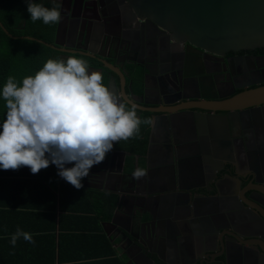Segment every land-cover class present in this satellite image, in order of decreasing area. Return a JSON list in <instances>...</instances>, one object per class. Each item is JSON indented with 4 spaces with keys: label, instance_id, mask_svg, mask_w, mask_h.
I'll use <instances>...</instances> for the list:
<instances>
[{
    "label": "flooded vegetation",
    "instance_id": "obj_1",
    "mask_svg": "<svg viewBox=\"0 0 264 264\" xmlns=\"http://www.w3.org/2000/svg\"><path fill=\"white\" fill-rule=\"evenodd\" d=\"M55 1L63 5L62 11L67 14L60 41L70 44L76 30L75 49L89 51L90 56H84L92 59L90 72H101L106 86L121 95L123 91L125 100L138 105V116L148 115L151 121L152 117L165 115L161 112H171V122H158L151 135L148 123L143 157L152 167L149 178L138 179L139 187L118 188V178L113 176L102 182L103 171L92 168L86 179L97 178L96 185L101 189L86 188L128 194L122 198L115 217L119 225H126V221L137 223L138 212H144V221L148 219L147 211L154 215L157 236L144 235L142 242L145 251L156 252L169 262L225 264L226 256L228 264H264V254L255 252L260 246L256 236L264 237V227L253 207L236 203L250 194L256 203H264L258 191L261 188L248 184L249 178L234 190L226 178L232 163L243 176L258 173L264 178V105L236 118L216 108L202 112L194 108L200 104L217 106L232 96L263 87L264 47L215 55L166 30L154 32L129 0H74L69 11L68 0ZM200 98L211 101L202 102ZM150 137L153 147L148 149ZM117 144L114 150L128 155L116 149ZM114 156L118 161L121 158V154ZM112 170H119L117 164ZM171 178L176 186L164 184ZM146 179L164 183L153 188ZM191 187V191L181 189ZM255 201L250 202L251 206L256 205ZM108 231L117 237L115 228ZM235 233L245 244L231 238ZM260 243L264 250V243ZM117 246L122 255L137 259V248L127 239H119ZM198 255H202V263L195 262Z\"/></svg>",
    "mask_w": 264,
    "mask_h": 264
},
{
    "label": "clouds",
    "instance_id": "obj_2",
    "mask_svg": "<svg viewBox=\"0 0 264 264\" xmlns=\"http://www.w3.org/2000/svg\"><path fill=\"white\" fill-rule=\"evenodd\" d=\"M31 21L45 25L62 20L61 5L51 8L25 0ZM6 119L0 124V169L28 167L33 175L55 165L58 175L77 190L90 170L101 164L115 144L138 136L142 121L138 105L127 101L89 70L88 60L76 54L47 59L34 75L17 82L8 76L0 91ZM74 164L73 167H66ZM146 175L134 172L135 178ZM32 235L17 229L11 244Z\"/></svg>",
    "mask_w": 264,
    "mask_h": 264
},
{
    "label": "water",
    "instance_id": "obj_3",
    "mask_svg": "<svg viewBox=\"0 0 264 264\" xmlns=\"http://www.w3.org/2000/svg\"><path fill=\"white\" fill-rule=\"evenodd\" d=\"M130 6H132L138 13L142 14V18H145V22L148 26H150L154 32H160L161 30H166L172 34L173 37L179 38L188 42L189 44L204 49L210 53L215 55H222L227 51H236L239 49H253L257 47H264V0H129ZM74 5V0L67 1V9L68 11ZM63 5L61 4V15L62 20L57 24L55 39L53 44H49L43 42L42 40L26 37L31 40H35L39 43H42L50 48L57 49L61 52H65L67 54H83L86 56H90L88 52H77L75 49L74 41L76 37V30L73 32L71 36L70 44H63L60 39H62L64 35V27L65 20L67 18V14L62 11ZM0 27L6 33L7 36L11 38V35L2 27ZM158 28V29H157ZM109 66V65H108ZM116 73L121 76L120 72L115 69ZM111 82L114 83L113 77L110 78ZM123 90V89H122ZM122 96L126 99L125 94L122 91ZM202 102L211 101L210 98H200ZM264 105V86L251 89L231 98L225 100L217 106H205L204 104L196 105L194 108L199 110L200 112L204 110H212V108H216L219 112H224L225 116L230 118H236L238 115H242L247 113L250 110H254L256 108H260ZM152 113L155 111L149 110ZM165 115H159L157 117L151 118L150 125V135L152 133V129L154 125H159L161 122L167 121L171 122V112ZM167 114V115H166ZM203 115V114H202ZM203 126V121L201 122ZM233 130L234 128H230ZM233 132V131H232ZM229 135V131H228ZM226 135V136H228ZM177 142L174 143L176 145ZM153 147L151 137L148 141V149ZM117 154H121V158L115 160V156ZM119 167V170L113 171V166ZM73 164H67L66 167L71 168ZM125 155L121 152H117L113 150L109 152L106 156V159L99 165L93 167V170L96 172L103 171L104 178L101 179L102 182H107L109 177L113 176L117 179V187L122 186L124 189L136 188L139 187L140 183L138 182L139 178L134 177V172L139 169L138 158H135L133 169L129 171H125ZM150 166L148 159H144V170L146 175L141 178H146L150 176ZM155 167V166H154ZM158 167V166H157ZM229 174L226 175V178L231 183V187L234 190H238L240 188L241 182L243 179L248 180V184L253 186L260 187L258 188L259 193L264 196V186H259L261 182L264 183L263 176H258V173L248 174V178L246 174L243 176V173L237 170L234 164H230ZM155 171L157 169L153 168ZM217 172V171H216ZM215 172V173H216ZM58 173V169H57ZM215 173H213L215 175ZM59 178H61L58 175ZM149 181L148 179H146ZM83 182H88L89 185L83 184V187H93L96 189H101L98 187V181L95 177H90V179H84ZM164 182H150L147 184L153 188L161 186ZM169 183H174L172 185L176 186L175 181L167 179L164 183L168 185ZM143 184V183H142ZM144 185V184H143ZM215 186H218V181H215ZM180 188V187H179ZM183 191H191L193 188H181ZM117 196V205L116 209L111 217V219L107 222H102L101 226L103 227L105 233L107 235L111 234V231H108L110 228H115L117 233V237L121 241L127 239L130 243H132L137 248V259L131 257L130 255H126L127 261L124 264H174L173 262H169L165 260L164 257L158 255L156 252L145 251V245L142 242L145 239V236L156 237L157 236V223L153 221L154 215L150 212L148 213V219H142L144 212H138L139 220L138 222L130 224L129 221H126V225H119L115 221L116 215L119 213V207L122 201V198L128 196L126 192L112 191ZM154 196H159L158 192H153ZM141 198V197H140ZM139 198V199H140ZM156 198V197H154ZM144 200V197L143 199ZM240 201L237 200L236 203L240 204V206L253 207V209L257 212L256 218L264 227V203L260 204L256 203L252 194L245 197L244 195L240 198ZM255 206H251L250 202H254ZM152 216V217H151ZM109 228V229H108ZM233 229V233H234ZM140 235L141 238L138 236ZM241 235V234H240ZM239 234H232L231 238L240 242L242 245L245 244L239 237ZM259 237V248L255 250L257 254H264V250L262 248V244L264 243V237L258 235ZM118 239V240H119ZM153 254H155V258H152ZM198 258L195 262L201 261L202 255H198ZM199 259V260H198ZM141 261V262H140ZM203 260L200 262L202 263ZM225 264H228V259L224 256Z\"/></svg>",
    "mask_w": 264,
    "mask_h": 264
},
{
    "label": "trees",
    "instance_id": "obj_4",
    "mask_svg": "<svg viewBox=\"0 0 264 264\" xmlns=\"http://www.w3.org/2000/svg\"><path fill=\"white\" fill-rule=\"evenodd\" d=\"M34 2L51 8L54 0H34ZM0 24L11 35L10 38L0 27V91H2L8 76H13L17 82H20L25 76L34 75L47 59H66L69 55L26 38L32 37L53 44L57 24L45 25L42 21H31L25 0H0ZM76 55L87 59L89 67L91 66L92 59L84 55ZM136 77L139 75L136 74ZM4 105L5 102L0 98V124L6 119ZM138 117L142 121L150 118L148 115ZM147 130L148 123H141L138 136L122 141L115 146L116 149L128 153L125 156V171L130 172L133 169L135 158H138L139 169L144 170L143 155L147 143ZM29 173L28 176H37L40 180L46 175H50L51 178L54 174L55 201L58 213L57 250L92 252L98 250L104 256L105 264H124L123 258L115 257L114 244L101 231L100 225L111 218L117 203V196L114 193L86 187L77 190L58 177L55 165H50L36 175H33L31 171ZM37 182L26 181L28 185L29 183L34 185ZM44 188L47 192L53 193L51 187L45 186Z\"/></svg>",
    "mask_w": 264,
    "mask_h": 264
},
{
    "label": "crops",
    "instance_id": "obj_5",
    "mask_svg": "<svg viewBox=\"0 0 264 264\" xmlns=\"http://www.w3.org/2000/svg\"><path fill=\"white\" fill-rule=\"evenodd\" d=\"M29 172L28 167L0 169V264H105L98 250H57L54 174L40 180L28 176ZM26 181L40 183L28 185ZM45 186L51 187L53 193L47 192ZM18 228L30 233L34 243L21 237L13 246L11 236ZM101 231L113 242L115 257L123 258L125 263L127 258L117 246V238L112 233L107 235L102 226Z\"/></svg>",
    "mask_w": 264,
    "mask_h": 264
}]
</instances>
